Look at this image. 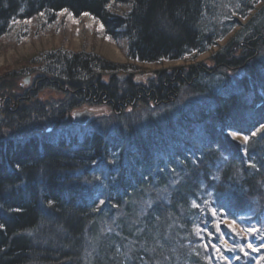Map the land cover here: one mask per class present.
<instances>
[{
	"label": "trees",
	"instance_id": "1",
	"mask_svg": "<svg viewBox=\"0 0 264 264\" xmlns=\"http://www.w3.org/2000/svg\"><path fill=\"white\" fill-rule=\"evenodd\" d=\"M261 2L0 0V38L15 22L43 16L52 25L61 12L74 18L88 15L102 25L110 41L124 43L128 60L142 64L203 54L238 27L210 60L218 71L245 72L235 83L237 95L224 96L202 85L203 77L214 71L202 66L172 75L160 71L157 85L144 91L129 82L120 89L113 82L110 89L103 86L94 69L117 67L91 55L57 52L55 60L50 56L39 60L53 66L50 73L45 71L53 83H67L64 88L79 90L80 98V89L94 83L115 106L137 100L141 92L152 102L168 103L172 87L175 92L185 86L207 95L204 102L178 110L173 117L151 114L142 125L133 122L111 136L107 132L73 136L68 142L37 135L29 125L35 123L37 112L19 110L11 115L5 110L9 124L27 128L12 127L17 132L0 140V264H217L212 252L225 241L227 230L221 226L216 232V221L248 228L264 225V66L255 60L264 47ZM228 4L240 9L237 16L246 20L242 24L228 20L224 24L228 28L217 34L220 9ZM117 7L125 11L118 13ZM245 92L251 94L248 102L243 100ZM78 105L72 100L66 108ZM46 115L38 113V120L53 125ZM232 134L247 140H234ZM96 181L99 186H93ZM149 187L158 194L148 209L137 218L129 206L122 221L125 230L110 227L112 209L129 205ZM103 225L110 233L121 234V243L115 235L101 236ZM87 245L96 253L87 252ZM226 254L231 264H264V251L259 259Z\"/></svg>",
	"mask_w": 264,
	"mask_h": 264
},
{
	"label": "rangeland",
	"instance_id": "2",
	"mask_svg": "<svg viewBox=\"0 0 264 264\" xmlns=\"http://www.w3.org/2000/svg\"><path fill=\"white\" fill-rule=\"evenodd\" d=\"M261 3L264 4V0ZM239 10L232 4L223 6L220 9L221 13L219 16L223 25L220 23L217 28V34H221L223 30L228 28V26H224L228 20H237L240 24L245 22L246 19H240L237 16ZM124 11L125 8L123 7L116 8L118 13H123ZM46 19L43 16H39L36 19L15 22L10 26L7 34L0 38V140H5L7 137L14 135L15 129L13 128L15 126H17V129L18 125H25H16L15 123L11 125L5 119L4 109L10 102L15 104L12 110H6L11 115H14L19 110H28L31 114L33 111L37 112L36 115H32L35 118V123L33 125L30 123L29 125L37 130V135H43L45 136L44 138L53 140V138L63 136L66 138L73 136L81 138L105 132L111 136L119 127L127 128L133 122L141 124L145 119H148V115L173 117L178 110L192 109L204 102L207 95L192 93L187 87L182 86L178 88L177 92L167 98L168 103L166 104H157L150 101L151 97L149 95L145 98L148 101H146V105L142 104L141 100L140 102L136 100L128 103L127 106L112 108L108 103V97L106 101L100 98L99 100L96 99L95 103H92L88 98L82 99L83 96L79 99L75 93H72L75 89H71L70 91L72 92H67L64 88V84L67 83L59 84L60 86L58 83L56 86L50 84L52 81L50 78L52 77L46 75L45 71L50 73L54 68L52 65L50 67L47 66L49 62L40 63V61L47 56L55 60L58 57L57 52L71 55H91L103 60L110 66L117 67V69H112L113 71H101L92 68V70H96V74H99L97 79L100 80V83L109 89L111 82L117 89L129 82L130 86L135 87L137 85L146 91L149 89L150 84L152 86L157 85V73L160 71L165 72V75H172L177 69H183L186 72L189 66H202L205 70H214L208 73V76L203 77L202 85L227 96L237 95L235 82L244 78L243 68L237 70L227 68L218 71L210 60L212 55L225 47L231 37L239 30L238 27L233 28L227 35L216 40L203 54L190 55L181 61L142 64L128 60L125 55L124 43L116 44L110 41L104 36L102 25L88 15L74 18L68 13L61 12L54 16L52 25L48 24ZM21 32L25 33L26 36L17 40L16 36L22 34ZM237 53L239 52L236 51V57ZM257 56V58L253 57L252 59L256 58L257 63L264 66V47L259 50ZM28 76L31 79L36 77L46 78L49 82L43 81L40 84L42 86L35 90L32 85L24 84V80ZM57 86L62 91L58 90ZM31 90L36 92H31L28 96L27 92ZM19 99L20 101H18ZM72 100L78 102L79 107L67 109L66 107L69 106ZM80 100H82V104ZM16 101H18V104H16ZM85 110L93 112L94 115L84 125H75L74 114ZM119 110L120 112H118ZM40 112L41 116L48 112L46 119L52 121L53 125L44 121V119L38 120V113ZM26 128L27 126H23L22 131ZM232 138L245 142V138L240 135L232 134ZM99 184V181H96L93 186H99ZM88 188L90 189L92 186ZM154 190V187L144 189L139 192L140 196L133 199L129 205L124 203L122 208L112 209L113 217L111 218L110 227L124 231L126 226L122 224V221L127 219L124 214L125 209L130 206V210L133 209L134 216L138 218L140 213L143 214L151 205V200L156 198L158 193L156 192V194ZM221 226H224L227 230V238L225 241H221L218 248H214L212 252L215 261L216 259L218 260L217 264H231L225 259L228 252H234L235 255L242 254L246 258H260L261 252L264 251V246H261L264 243V225H251L248 228L247 225L242 223L237 224L229 220H222V222L216 221L214 224L215 231L219 232ZM100 230L101 236H107V234L110 236L115 235L118 237L119 243H121V234L110 233L104 225ZM205 240L208 241V239ZM89 244L93 246V244ZM86 249L91 254L96 253L95 248H90L89 245H87ZM255 264H258V261Z\"/></svg>",
	"mask_w": 264,
	"mask_h": 264
},
{
	"label": "flooded vegetation",
	"instance_id": "3",
	"mask_svg": "<svg viewBox=\"0 0 264 264\" xmlns=\"http://www.w3.org/2000/svg\"><path fill=\"white\" fill-rule=\"evenodd\" d=\"M43 81H47V82H49L46 78L44 79V78H40V77H36V78H33V79H31V77L30 76H28L25 80H24V84H26V85H32L33 86V89H37L38 87H41L42 85H40V84H42V82ZM50 84H52V85H55L56 86V83H53L52 81L50 82ZM90 88H92V89H90ZM57 89L58 90H60V91H62V89H60V87H58L57 86ZM65 90L67 91V92H72V91H70L71 89H69V87H65ZM97 87L94 85V84H91L88 88H83V89H80V91H81V93H82V99L83 98H88L92 103H95L96 102V99H98L99 98V94H97ZM65 91V92H66ZM31 92H36V91H29V92H27V95L29 96L30 95V93ZM72 93H75L76 95H77V97H79V99H80V96H79V92H72ZM102 95V94H101ZM18 101H20V99L18 100ZM18 101H16V104H18ZM84 101H86V100H84ZM76 102V101H75ZM80 102H81V104H82V100H80ZM76 103H78V102H76ZM108 103H109V105L112 107V108H115L116 106H115V104H114V102H112V101H108ZM79 104V103H78ZM125 104H127V102L125 103ZM14 106H15V104L13 103H11L10 102V104L4 109V110H12L13 108H14ZM121 106V104H117V107H120ZM125 106V105H124ZM123 106V107H124ZM78 107H79V105H78Z\"/></svg>",
	"mask_w": 264,
	"mask_h": 264
},
{
	"label": "bare ground",
	"instance_id": "4",
	"mask_svg": "<svg viewBox=\"0 0 264 264\" xmlns=\"http://www.w3.org/2000/svg\"><path fill=\"white\" fill-rule=\"evenodd\" d=\"M62 13H64V12H62ZM177 70H179V69H177ZM233 70H237V69H233ZM243 73H244V77H245V72L243 71ZM183 79H184V77H182ZM241 79H243V78H241ZM241 79H239V80H237L236 82H238V81H240ZM187 82H188V80H187ZM191 81H189L188 82V84L190 83ZM235 82V83H236ZM57 84V83H56ZM171 90H173L174 92H175V90L176 89H173V87L171 88ZM74 92H79V90L78 91H74ZM173 92V93H174ZM172 93V94H173ZM97 94H99V98H98V100L101 98V100H105L106 101V99H107V97L109 96L107 93L105 94V93H103V92H100L99 90H97ZM102 94V95H101ZM144 96H148L147 95V93L146 92H141V94H139V96H138V101H142V98L144 97ZM250 97H251V94H250V92H245L244 93V95H243V100H245L246 102H248L249 101V99H250ZM107 100H109V99H107ZM136 101V100H135ZM130 103V102H129ZM128 104V103H127ZM127 104H125V106H127ZM158 104V103H157ZM164 104H166V103H164ZM122 107V106H121ZM60 138V137H59ZM60 140H63V141H67L68 142V138H66L65 136H63V137H61L60 138Z\"/></svg>",
	"mask_w": 264,
	"mask_h": 264
},
{
	"label": "water",
	"instance_id": "5",
	"mask_svg": "<svg viewBox=\"0 0 264 264\" xmlns=\"http://www.w3.org/2000/svg\"><path fill=\"white\" fill-rule=\"evenodd\" d=\"M94 115L93 112L90 111H83L80 113L74 114V124L82 126L84 125L92 116Z\"/></svg>",
	"mask_w": 264,
	"mask_h": 264
},
{
	"label": "snow or ice",
	"instance_id": "6",
	"mask_svg": "<svg viewBox=\"0 0 264 264\" xmlns=\"http://www.w3.org/2000/svg\"><path fill=\"white\" fill-rule=\"evenodd\" d=\"M245 140H247V137H245Z\"/></svg>",
	"mask_w": 264,
	"mask_h": 264
}]
</instances>
